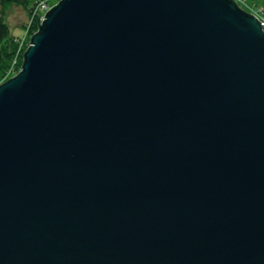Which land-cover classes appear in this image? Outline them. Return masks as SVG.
Segmentation results:
<instances>
[{"label":"water","instance_id":"1","mask_svg":"<svg viewBox=\"0 0 264 264\" xmlns=\"http://www.w3.org/2000/svg\"><path fill=\"white\" fill-rule=\"evenodd\" d=\"M0 264H264L257 17L52 5L0 84Z\"/></svg>","mask_w":264,"mask_h":264},{"label":"rangeland","instance_id":"2","mask_svg":"<svg viewBox=\"0 0 264 264\" xmlns=\"http://www.w3.org/2000/svg\"><path fill=\"white\" fill-rule=\"evenodd\" d=\"M27 8L23 4L16 3H3L0 1V15L3 16L7 24L9 25L12 33L16 37H21L22 44L20 46L25 49L28 46L30 37L37 31L39 24V17L35 14V6L38 2H48L50 6L57 3L59 0H31ZM248 5H257L264 10V0H245ZM41 15V12H38ZM13 67H10L8 71L0 76V84L3 81L9 79V77L14 76L18 71Z\"/></svg>","mask_w":264,"mask_h":264},{"label":"trees","instance_id":"3","mask_svg":"<svg viewBox=\"0 0 264 264\" xmlns=\"http://www.w3.org/2000/svg\"><path fill=\"white\" fill-rule=\"evenodd\" d=\"M3 3L23 4L26 8L31 0H0ZM22 38L16 37L5 19L0 15V76H3L10 67L19 70L23 63L25 48L20 46ZM17 70V71H18ZM1 81V79H0Z\"/></svg>","mask_w":264,"mask_h":264},{"label":"built area","instance_id":"4","mask_svg":"<svg viewBox=\"0 0 264 264\" xmlns=\"http://www.w3.org/2000/svg\"><path fill=\"white\" fill-rule=\"evenodd\" d=\"M237 4L246 10L247 12L255 15L257 19L261 23V27L264 30V10L257 6V5H248L246 4L245 0H235ZM49 3L45 1L38 2L37 5L35 6V14L38 15L39 18L42 17V14L46 12L45 10L49 7ZM38 12H41L42 14L39 15Z\"/></svg>","mask_w":264,"mask_h":264},{"label":"bare ground","instance_id":"5","mask_svg":"<svg viewBox=\"0 0 264 264\" xmlns=\"http://www.w3.org/2000/svg\"><path fill=\"white\" fill-rule=\"evenodd\" d=\"M49 5H50V4H49ZM50 7H51V6H49L45 11H47ZM44 14H45V12L42 14V17L39 18V19H42ZM29 44H30V40H29V42H28V46H29ZM28 46H27V47H28Z\"/></svg>","mask_w":264,"mask_h":264}]
</instances>
